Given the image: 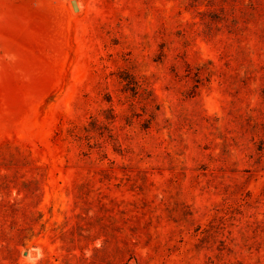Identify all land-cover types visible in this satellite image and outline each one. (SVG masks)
<instances>
[{"label": "rangeland", "instance_id": "374dc122", "mask_svg": "<svg viewBox=\"0 0 264 264\" xmlns=\"http://www.w3.org/2000/svg\"><path fill=\"white\" fill-rule=\"evenodd\" d=\"M72 1L0 0V264H264V0Z\"/></svg>", "mask_w": 264, "mask_h": 264}, {"label": "trees", "instance_id": "16d2710c", "mask_svg": "<svg viewBox=\"0 0 264 264\" xmlns=\"http://www.w3.org/2000/svg\"><path fill=\"white\" fill-rule=\"evenodd\" d=\"M131 84L135 85L134 87L136 88L137 86H139V82L134 80V82H131ZM107 246H105L103 249H99L100 251H104L106 250Z\"/></svg>", "mask_w": 264, "mask_h": 264}, {"label": "water", "instance_id": "95a60500", "mask_svg": "<svg viewBox=\"0 0 264 264\" xmlns=\"http://www.w3.org/2000/svg\"><path fill=\"white\" fill-rule=\"evenodd\" d=\"M72 2H73V5L75 6V8L77 9L78 8L77 7V0H73Z\"/></svg>", "mask_w": 264, "mask_h": 264}, {"label": "bare ground", "instance_id": "6f19581e", "mask_svg": "<svg viewBox=\"0 0 264 264\" xmlns=\"http://www.w3.org/2000/svg\"><path fill=\"white\" fill-rule=\"evenodd\" d=\"M29 1H30V0H29ZM78 2H79V1H77V7H78L77 9L80 8V4H79L80 2H79V3H78ZM42 11H43V10H42ZM39 12H40V11H39ZM36 13H37V12H36ZM40 14H42V12H41ZM41 16H42V15H41Z\"/></svg>", "mask_w": 264, "mask_h": 264}]
</instances>
